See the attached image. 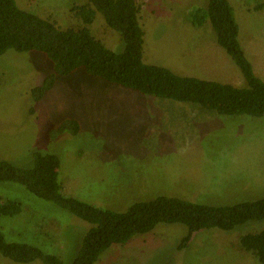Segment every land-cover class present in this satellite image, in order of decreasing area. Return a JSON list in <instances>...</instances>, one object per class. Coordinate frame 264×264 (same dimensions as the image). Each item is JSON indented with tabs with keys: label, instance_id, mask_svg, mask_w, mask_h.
<instances>
[{
	"label": "rangeland",
	"instance_id": "1",
	"mask_svg": "<svg viewBox=\"0 0 264 264\" xmlns=\"http://www.w3.org/2000/svg\"><path fill=\"white\" fill-rule=\"evenodd\" d=\"M137 1L146 63L243 86L242 71L217 43L213 25L192 24L191 12L206 8L208 0ZM229 1L245 53L264 80V6L257 10L264 0ZM17 3L62 28H77L81 22L71 9L89 0ZM90 29L109 49L124 51L121 35L102 14ZM52 69L53 62L41 53L9 50L0 56V160L31 167L35 152L55 154L61 159L59 183L65 195L116 211L162 194L209 205L264 197V117L220 115L94 79L84 70L59 77L36 102L32 90ZM69 119L80 122L78 137L57 132ZM0 200L22 205L17 216H0V231L9 242L36 245L74 261L91 224L17 183L0 182ZM186 228L161 223L154 232L113 247L98 264H260L241 247L240 238L263 230L264 221L202 232L181 251ZM0 264L19 263L0 255Z\"/></svg>",
	"mask_w": 264,
	"mask_h": 264
},
{
	"label": "trees",
	"instance_id": "2",
	"mask_svg": "<svg viewBox=\"0 0 264 264\" xmlns=\"http://www.w3.org/2000/svg\"><path fill=\"white\" fill-rule=\"evenodd\" d=\"M263 6L257 5V10ZM141 12L142 6L137 0H89L71 9L80 25L62 28L52 18L22 9L17 0H0V56L9 50L35 52L53 62L51 74L32 90L36 102L55 87L59 77L84 70L94 79L140 94L198 105L220 115L264 117V80L257 75L242 46L240 26L231 1L208 0L207 7H197L190 18L194 26L201 27L208 21L213 25L217 43L242 71L243 86L180 75L167 67L146 63ZM98 13L104 16L109 28L121 35L125 44L123 52L109 49L92 34L90 25ZM80 131V122L69 119L57 132H69L78 137ZM60 167L61 159L57 155L41 152L34 153L31 167L0 160V182L25 186L37 197L91 224L78 255L68 263L36 245L9 242L0 231V255L3 257L19 264L36 261L98 264L113 247L125 246L137 235H148L161 223L187 227L179 245V250L183 251L194 236L202 232H228L249 222L264 221V197L231 205H209L162 194L154 199L136 201L123 211L103 209L65 195L59 183ZM21 212L19 202L0 200V216L14 217ZM240 245L264 264V229L242 235Z\"/></svg>",
	"mask_w": 264,
	"mask_h": 264
}]
</instances>
